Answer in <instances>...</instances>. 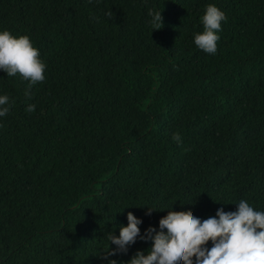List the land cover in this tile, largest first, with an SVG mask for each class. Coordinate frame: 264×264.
Instances as JSON below:
<instances>
[{
    "label": "trees",
    "instance_id": "16d2710c",
    "mask_svg": "<svg viewBox=\"0 0 264 264\" xmlns=\"http://www.w3.org/2000/svg\"><path fill=\"white\" fill-rule=\"evenodd\" d=\"M209 4L214 56L194 45ZM4 30L47 67L30 89L0 71V264H108L129 212L143 235L170 210L264 211V0H0Z\"/></svg>",
    "mask_w": 264,
    "mask_h": 264
},
{
    "label": "clouds",
    "instance_id": "9594fccd",
    "mask_svg": "<svg viewBox=\"0 0 264 264\" xmlns=\"http://www.w3.org/2000/svg\"><path fill=\"white\" fill-rule=\"evenodd\" d=\"M91 3V0H89ZM162 11L149 9V23L153 31L163 27ZM112 16L111 12H108ZM227 20L226 14L217 6H206L201 17L203 30L194 35V45L208 55H216L220 39L218 33ZM46 64L39 50L27 35L14 36L9 31H0V71L9 77L27 81L29 89L45 81ZM29 96V92H25ZM7 95L0 96V117L10 111ZM35 105H29L33 112ZM177 144L182 143L179 133L173 134ZM235 212L217 210L214 217L201 221L191 211H167L158 222L159 231L149 227L141 235L142 220L131 212L127 214V226L119 229L118 237L107 234L108 251L101 253L108 264H117L109 257L127 254L137 240L151 242L145 254L137 251L128 264H264V211L256 210L248 201L240 200ZM147 209V208H146ZM152 210L147 209L146 215ZM211 242V247H207ZM109 245L114 249L109 250Z\"/></svg>",
    "mask_w": 264,
    "mask_h": 264
}]
</instances>
